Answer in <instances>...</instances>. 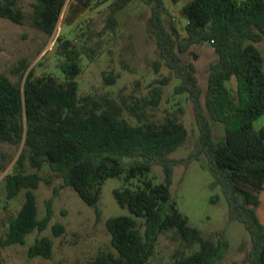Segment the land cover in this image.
I'll list each match as a JSON object with an SVG mask.
<instances>
[{
	"label": "trees",
	"instance_id": "1",
	"mask_svg": "<svg viewBox=\"0 0 264 264\" xmlns=\"http://www.w3.org/2000/svg\"><path fill=\"white\" fill-rule=\"evenodd\" d=\"M65 23L89 8L93 1L69 0ZM131 0H113L106 27L115 25L114 13ZM150 6L146 31L154 37L160 60L178 79L177 94L186 93L192 103L198 135L185 158L170 157L187 138V129L175 115L161 121L149 119L145 111L122 106L114 99L92 94L79 95L77 78L82 57L89 51L72 39L57 36L55 51L60 57L62 78L28 71L22 57L11 68L19 80L0 73V146L10 144L21 151L14 172L3 177L5 196L14 198L24 189V201L14 216L6 220L0 247L24 244L30 232L44 230L52 217V201L59 189L72 187L80 198L94 207L108 177L137 178L135 186L115 188L116 203L127 214L110 216L105 224L112 250L98 253L88 264H146L153 255L159 236L172 231L178 248L165 264H217L229 250V240L221 230L216 240L204 237L177 209L170 194L173 166L188 165L206 157L227 204L229 221H240L249 233V264H264V220L260 215L264 195V124L254 130L252 122L264 115L263 58L254 45L264 37V0H190L181 7L186 20L185 35L166 25L164 0H140ZM67 0H34L30 12L18 0H0V18L28 23L50 35ZM196 43H208L217 60L210 64L204 101L193 62L181 54ZM92 56V55H91ZM90 56V57H91ZM160 60L154 62L157 69ZM27 71V72H26ZM113 83L115 76L104 77ZM23 81V87L21 83ZM168 83V78L163 80ZM230 84V85H229ZM233 93V95H232ZM162 88L153 86L143 108L157 106ZM134 117L131 123L124 115ZM210 120L223 125L224 138L215 140ZM5 154L0 151V172ZM28 163L40 170L45 164L62 179L46 201L45 214L38 218L34 190L43 180L38 171L24 172ZM160 165L164 180L154 183L147 173ZM58 236L61 223L52 225ZM195 249L187 251L188 249ZM29 257L50 258L52 239L36 237L27 248Z\"/></svg>",
	"mask_w": 264,
	"mask_h": 264
},
{
	"label": "rangeland",
	"instance_id": "2",
	"mask_svg": "<svg viewBox=\"0 0 264 264\" xmlns=\"http://www.w3.org/2000/svg\"><path fill=\"white\" fill-rule=\"evenodd\" d=\"M190 0H164L166 12L163 15L166 25L172 23L180 36L185 35V18L181 7ZM34 0H18V6L30 12ZM113 0L97 3L93 1L89 8L79 13L71 23H65L67 0L60 17L50 35L32 27L28 23H14L0 18V73L17 82L18 74L11 71L19 58H26L27 71L35 67L36 73L52 74L62 78L58 69L60 57L55 51V39L64 36L72 39L90 56L82 57V72L77 78L79 95L92 94L96 98L107 96L122 106H134L138 111H145L149 119L161 121L168 115H175L187 129V138L182 146L170 154L175 159L185 158L198 135L193 107L186 93L177 94L174 86L178 79L159 57L155 39L146 31V20L150 6L140 0H131L125 7L114 13L115 25L106 27L110 5ZM263 58L264 70V37L254 43ZM186 62H193L196 69L198 84L202 91L201 100L207 85L210 64L217 60V54L208 43H196L181 54ZM160 60L158 68L154 62ZM26 71V72H27ZM115 76L113 83H107L105 76ZM168 78V83L163 80ZM230 85V84H229ZM153 86L162 88V97L157 106L143 108L144 100L150 98ZM233 95V93H232ZM131 123L134 117L124 115ZM264 124V115L252 122L254 130ZM215 140L224 138L223 125L210 120ZM19 147L2 144L0 151L5 154L4 169L0 172V236L6 229V220L14 216L24 201V189L11 199L5 196L4 175L14 172ZM38 171L40 175L51 181L39 183L34 190L37 216L45 214L46 201L52 195L53 188L62 184V179L55 177L45 164L40 170L31 168L28 163L24 172ZM147 176L154 183L164 180L160 165H153ZM137 178L125 180L123 176L108 177L102 184L97 207L87 205L70 186L59 189L52 201V217L42 231L34 230L26 235L24 244H12L0 247V264H88L98 253L112 250L110 233L105 221L108 217L127 214L120 207L112 194L113 189L135 186ZM170 194L177 209L187 218L188 224L197 228L204 237L216 240L221 230L229 240V250L217 264H249L248 253L250 237L240 221H229L227 204L212 171L208 167L206 157L192 161L188 165L173 166ZM264 220V195L260 208ZM61 223L63 231L55 236L52 225ZM49 236L52 239V255L46 259L40 256L29 257L28 246L36 237ZM173 232L166 231L157 240L153 255L146 264H165L171 259L172 253L178 248V242L172 238ZM194 246L187 251L195 249Z\"/></svg>",
	"mask_w": 264,
	"mask_h": 264
},
{
	"label": "water",
	"instance_id": "3",
	"mask_svg": "<svg viewBox=\"0 0 264 264\" xmlns=\"http://www.w3.org/2000/svg\"><path fill=\"white\" fill-rule=\"evenodd\" d=\"M23 87V81H22V83H21V88ZM22 144H23V142L21 143V145L19 146V149H18V154H17V156L19 155V153H20V151H21V148H22Z\"/></svg>",
	"mask_w": 264,
	"mask_h": 264
}]
</instances>
